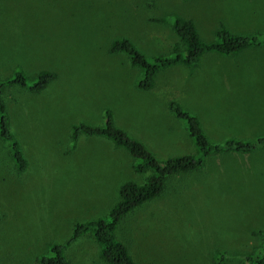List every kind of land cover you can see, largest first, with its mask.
Segmentation results:
<instances>
[{
  "label": "rangeland",
  "instance_id": "1",
  "mask_svg": "<svg viewBox=\"0 0 264 264\" xmlns=\"http://www.w3.org/2000/svg\"><path fill=\"white\" fill-rule=\"evenodd\" d=\"M176 17L192 20L205 42L223 25L264 42V0H0V77L20 68L54 80L39 93L4 94L12 134L28 166L16 173L0 141V264H38L77 223L106 218L134 159L102 137L71 126H101L105 112L156 160L199 156L176 101L198 118L212 144L264 136V44L232 56L203 55L194 67L160 71L142 91V74L114 40L128 39L148 58L183 49ZM200 171L172 176L164 192L128 214L116 238L136 264H241L264 248V148L209 155ZM70 264H105L86 234L65 251Z\"/></svg>",
  "mask_w": 264,
  "mask_h": 264
},
{
  "label": "trees",
  "instance_id": "2",
  "mask_svg": "<svg viewBox=\"0 0 264 264\" xmlns=\"http://www.w3.org/2000/svg\"><path fill=\"white\" fill-rule=\"evenodd\" d=\"M171 27L183 49H175L167 56L148 58L126 38L114 40L108 48V52L111 54L126 55L131 65L140 70L142 78L138 87L142 91L153 89L158 73L170 67L177 65L194 67L206 54L214 53L232 57L246 49L264 44V42H259L256 37L233 34L223 25H220L215 31L213 42H205L200 38L193 21L182 17H176ZM54 78V73L40 71L33 80H29L20 68H14L5 78L0 77V141L7 146L8 156L18 174L25 172L28 163L21 145L11 132L8 108L4 100L5 91L11 87H17L27 89L30 93H39L46 89ZM169 109L176 117L186 122L189 136L199 153L198 157L184 155L168 159L165 162L156 160L142 143L128 137L114 125L110 111L105 112L104 123L101 126L86 124L71 126L70 137L73 143L82 136L108 139L114 148L124 149L131 155L134 159L132 165L134 173L139 175L149 173V175L141 185L134 182H125L121 185L119 199L106 218L77 223L69 240L63 244L51 245L50 254L37 258L36 263L70 264L65 255L66 249L80 237L88 234L98 246L99 256L105 264H136L128 247L115 236L119 223L128 214L144 203L160 196L170 177L190 174L203 169L206 163L205 159L209 155L251 154L259 148H264V136L255 141L230 138L221 144H212L204 134L197 117L185 112L176 101H170ZM224 258L223 255H220L214 261L216 264H222ZM241 264H264V248L254 254L243 256Z\"/></svg>",
  "mask_w": 264,
  "mask_h": 264
},
{
  "label": "crops",
  "instance_id": "3",
  "mask_svg": "<svg viewBox=\"0 0 264 264\" xmlns=\"http://www.w3.org/2000/svg\"><path fill=\"white\" fill-rule=\"evenodd\" d=\"M250 49V48H249ZM247 50V49H246ZM244 52V51H243Z\"/></svg>",
  "mask_w": 264,
  "mask_h": 264
}]
</instances>
